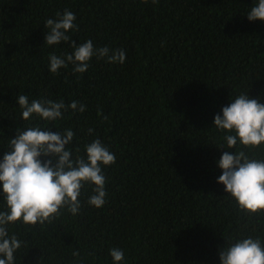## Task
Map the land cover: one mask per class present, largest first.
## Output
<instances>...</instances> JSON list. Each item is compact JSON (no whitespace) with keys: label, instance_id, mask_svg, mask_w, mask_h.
Instances as JSON below:
<instances>
[{"label":"trees","instance_id":"trees-1","mask_svg":"<svg viewBox=\"0 0 264 264\" xmlns=\"http://www.w3.org/2000/svg\"><path fill=\"white\" fill-rule=\"evenodd\" d=\"M253 0H0V156L17 129L40 124L71 128L73 154L99 138L115 154L104 168L106 203L89 206L85 184L79 213L60 209L44 223L16 222L22 241L15 264H219L232 237L264 238V212L241 210L217 183L225 149L215 114L249 92L264 103V21L245 16ZM75 14L77 44L122 48L123 64L93 57L84 73L53 74L48 55L71 51L43 45L48 18ZM76 100L48 122L21 119L15 102ZM93 128L92 134L88 133ZM241 147L264 158V146ZM0 210L3 201L0 198Z\"/></svg>","mask_w":264,"mask_h":264},{"label":"clouds","instance_id":"clouds-1","mask_svg":"<svg viewBox=\"0 0 264 264\" xmlns=\"http://www.w3.org/2000/svg\"><path fill=\"white\" fill-rule=\"evenodd\" d=\"M249 21H264V0H253L247 14ZM75 14L64 10L56 18L45 21L47 31L43 45L64 44L71 51L48 55V70L56 74L72 66L75 73H84L93 57L109 63L123 64L126 53L122 48L97 47L91 39L77 44L71 34L77 30ZM15 102L21 109V119L55 122L69 109L83 113L86 106L76 100L65 104L63 100L30 99L20 94ZM213 126L222 133L225 149L216 160L221 174L217 183L224 186L238 207L246 213L264 212V158L250 157L239 146L249 149L264 146V103L249 92L230 98L213 119ZM93 128L88 129L92 134ZM75 133L71 128L55 132L40 124L17 129L9 139V146L0 156V264H15V254L22 241L9 233L10 225L44 223L58 214L60 209L76 215L79 213L81 189L93 186L88 197L89 206L101 208L106 203V177L104 168L115 163V154L99 138L84 145V153L73 154ZM219 264H264V238L253 235L232 237L219 250ZM112 264H124L125 252L110 248Z\"/></svg>","mask_w":264,"mask_h":264}]
</instances>
